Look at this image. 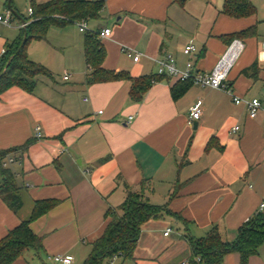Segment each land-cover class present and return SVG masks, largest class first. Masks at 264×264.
Here are the masks:
<instances>
[{"label":"crops","instance_id":"obj_1","mask_svg":"<svg viewBox=\"0 0 264 264\" xmlns=\"http://www.w3.org/2000/svg\"><path fill=\"white\" fill-rule=\"evenodd\" d=\"M103 1L94 32L112 31L102 40L106 70L158 78L151 59L134 63L124 55L122 48L131 47L150 58L171 55L180 70L192 62L195 71L211 72L230 44L240 40L245 48L229 84L235 96L264 104V29L257 14L230 18L221 13L226 0H207L201 17L191 0L184 8L173 0ZM7 10L8 0H0V13ZM252 27L254 36L234 38ZM5 33L0 30V63L3 51L19 38ZM190 44L198 52L187 56ZM82 52L84 58V45ZM30 59L37 63L38 57ZM256 62L257 75L243 74ZM65 75L63 85L40 77L31 94L13 87L0 95V152L18 149L9 155L16 162L7 168L23 201L15 213L0 198V240L28 221L38 203L56 202L30 224L43 248L28 249L13 264H58L57 255L85 264L110 222L107 211L125 201L128 187L169 212L143 227L134 259L105 264H184L192 256L189 238H204L217 226L234 242L246 221L264 213V112L252 119L229 94L194 84L174 99L172 89L179 82L168 77L155 80L136 103L130 81L94 83L87 65L89 84L69 85L74 75L68 74L69 81ZM200 99L202 118L190 127V109ZM167 229H172L168 237ZM224 264H240V256L232 253ZM249 264H264V246Z\"/></svg>","mask_w":264,"mask_h":264},{"label":"trees","instance_id":"obj_2","mask_svg":"<svg viewBox=\"0 0 264 264\" xmlns=\"http://www.w3.org/2000/svg\"><path fill=\"white\" fill-rule=\"evenodd\" d=\"M34 14L25 19L29 24L21 29V35L10 44L0 63V95L13 87L33 93L40 77L51 78V72L42 64L29 58L28 47L31 40H46L53 27L66 28L80 22L100 20L105 7L103 0H50L37 4L30 0ZM190 0H173L184 8ZM13 3V2H12ZM222 14L234 18H250L257 14L253 0H226L221 11ZM256 27L236 35L234 38L252 37ZM99 31L87 32L85 35V59L90 70V77L94 83H110L127 80L132 83L130 98L139 103L150 90L155 80L164 77L144 76L132 78L126 72L109 71L104 68L107 51L99 39ZM27 41L23 44L24 38ZM259 71L258 63L243 71L247 76H255ZM192 81L179 82L173 89L174 99L182 97L188 90ZM24 145L23 148L27 147ZM18 149L0 152V198L18 213L23 208V201L19 195V188L15 182V175L11 169L4 167L7 157ZM56 202L38 203L28 221H23L17 228L0 240V264H13L28 249L41 250L42 239L36 236L30 228L31 222L51 210ZM169 212L165 207L152 205L143 199L142 194L127 188L125 201L116 208H110L106 218H110L104 234L93 243L91 255L85 264H105L115 258L123 261L132 260L141 238L142 229L154 220L162 218ZM192 256L188 264H224L225 258L237 253L240 264H249L250 259L259 255L264 246V213L260 212L239 229L234 242L227 241L219 227H213L201 239L189 238Z\"/></svg>","mask_w":264,"mask_h":264},{"label":"built area","instance_id":"obj_3","mask_svg":"<svg viewBox=\"0 0 264 264\" xmlns=\"http://www.w3.org/2000/svg\"><path fill=\"white\" fill-rule=\"evenodd\" d=\"M29 16L32 17L34 11L32 7L28 8ZM15 19L14 15L7 10L5 13H0V26L4 25L6 27H11L13 20ZM29 22L20 25V29L25 28ZM79 30L81 33H87L90 30L88 29L87 22L78 23ZM99 39H107L111 37L112 31L109 28H105L98 32ZM244 44L240 40H235L227 48L224 55L221 57L216 67L211 72H198L195 71L194 65L192 62H189L185 70H180L177 66L176 59L168 55L162 59L150 58L147 54L138 51L137 49L131 47H123L122 52L134 63H139L143 58L151 59L154 62L157 68L158 77H168L176 80L177 82H188L192 81L194 85H198L204 88H211L222 91L229 94L233 97L234 102L237 105H244L249 113L250 118L256 119L260 112H264V104L260 99L245 100L234 95L232 87L229 84V77L232 69L236 65L240 55L244 51ZM198 52V49L193 44L188 45L184 53L187 56H192ZM6 51H3L5 55ZM261 59H264V42L262 43V53L260 56ZM65 81L70 80V75H65ZM88 99H86L87 101ZM204 102L203 100H198L190 109L189 117L187 124L190 127H194L196 122L200 121L203 115ZM102 113V112H100ZM131 117L129 121H132ZM240 127L233 128V132H239ZM37 131H40V128H37ZM40 137V136H39ZM16 162L15 158L8 156L4 161V167H7ZM264 205H261V211H263ZM172 233V229H167L164 233L168 237ZM116 259V258H115ZM114 259V260H115ZM53 261L58 264H72L74 262V257L72 255H57L53 257ZM113 262V261H112ZM188 264V262L184 263Z\"/></svg>","mask_w":264,"mask_h":264},{"label":"rangeland","instance_id":"obj_4","mask_svg":"<svg viewBox=\"0 0 264 264\" xmlns=\"http://www.w3.org/2000/svg\"><path fill=\"white\" fill-rule=\"evenodd\" d=\"M41 0H36L37 4H40ZM193 3V11L198 16H203L205 13V5L207 0H191ZM253 3L257 9V15L260 19L261 29H264V0H253ZM13 10L23 19H29L28 8L31 7L30 0H13ZM15 17V16H14ZM10 28L1 27L0 30L6 29V35L17 39L21 35V29L17 26V17L14 19ZM100 23L97 20L90 21L88 23V29L94 32L95 28ZM102 25V24H101ZM86 33H81L78 24L70 25L66 28L53 27L46 40H31L28 47L29 58L33 59L37 56V63H41L51 72L52 77L48 79L53 83L57 81L63 85L62 78L68 72L74 75V79L69 85L75 84L77 80H82L84 84H87V78L85 76L86 64L85 57L83 58V45L85 42ZM31 53V55H30ZM41 57V58H40ZM41 60H44L42 63ZM89 84V83H88ZM48 263V262H47ZM50 264V263H48Z\"/></svg>","mask_w":264,"mask_h":264},{"label":"water","instance_id":"obj_5","mask_svg":"<svg viewBox=\"0 0 264 264\" xmlns=\"http://www.w3.org/2000/svg\"><path fill=\"white\" fill-rule=\"evenodd\" d=\"M12 2L13 0H8V10L15 16L19 19V21L22 22V24H25L26 23V20L23 19L22 17H20L14 10H13V7H12ZM27 41V37L24 38V41H23V44H25ZM90 81H92V79H90ZM196 125V124H195Z\"/></svg>","mask_w":264,"mask_h":264}]
</instances>
